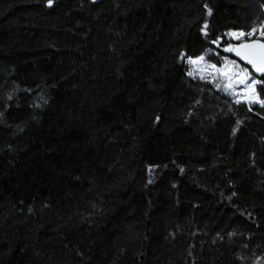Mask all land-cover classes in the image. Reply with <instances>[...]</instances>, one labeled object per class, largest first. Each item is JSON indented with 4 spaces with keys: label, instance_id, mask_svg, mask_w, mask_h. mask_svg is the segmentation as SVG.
Wrapping results in <instances>:
<instances>
[{
    "label": "trees",
    "instance_id": "1",
    "mask_svg": "<svg viewBox=\"0 0 264 264\" xmlns=\"http://www.w3.org/2000/svg\"><path fill=\"white\" fill-rule=\"evenodd\" d=\"M261 21L264 0H0V264H264V109L178 59Z\"/></svg>",
    "mask_w": 264,
    "mask_h": 264
},
{
    "label": "snow or ice",
    "instance_id": "2",
    "mask_svg": "<svg viewBox=\"0 0 264 264\" xmlns=\"http://www.w3.org/2000/svg\"><path fill=\"white\" fill-rule=\"evenodd\" d=\"M53 2L54 0H47V6L51 8ZM204 7L208 16H211L212 9L207 4ZM208 27L205 21L200 29L205 38L209 35ZM209 43L218 50L209 47L203 54L195 56L184 50L179 52L178 59L186 62L190 68L186 74L193 79L212 84L217 91L231 97L235 105H244L250 112L253 111V106L264 109V21L251 26L247 31L229 30ZM221 52L228 55H221ZM209 55L220 57L219 66L209 62ZM8 99L11 100L12 96L9 95ZM156 119L159 121L160 117ZM236 123L239 125L241 121L237 120ZM236 130H232L233 135Z\"/></svg>",
    "mask_w": 264,
    "mask_h": 264
},
{
    "label": "rangeland",
    "instance_id": "3",
    "mask_svg": "<svg viewBox=\"0 0 264 264\" xmlns=\"http://www.w3.org/2000/svg\"><path fill=\"white\" fill-rule=\"evenodd\" d=\"M225 39L226 40H228V38L227 37H225ZM184 65H185V69H186V72L187 71H189L190 70V68H189V66L187 65V63L186 62H184ZM197 80V79H196ZM199 80V79H198ZM201 81V80H200ZM203 82H205V81H203ZM215 88V87H214ZM218 92H220L221 94H223V95H226L225 93H223V92H221V91H218ZM227 96V95H226ZM229 97V96H228ZM230 99H232L231 97H229ZM254 107V106H253Z\"/></svg>",
    "mask_w": 264,
    "mask_h": 264
},
{
    "label": "water",
    "instance_id": "4",
    "mask_svg": "<svg viewBox=\"0 0 264 264\" xmlns=\"http://www.w3.org/2000/svg\"><path fill=\"white\" fill-rule=\"evenodd\" d=\"M94 2V0H92ZM102 0H95L94 3H98V2H101Z\"/></svg>",
    "mask_w": 264,
    "mask_h": 264
}]
</instances>
